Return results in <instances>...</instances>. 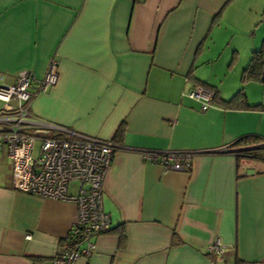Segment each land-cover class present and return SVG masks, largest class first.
Segmentation results:
<instances>
[{
    "label": "crops",
    "instance_id": "0c3cea01",
    "mask_svg": "<svg viewBox=\"0 0 264 264\" xmlns=\"http://www.w3.org/2000/svg\"><path fill=\"white\" fill-rule=\"evenodd\" d=\"M262 20L264 0H0V81L30 70L35 89L50 60L58 65V82L33 98L35 116L108 140L125 123L103 186L110 230L73 264H264V162L239 167L231 146L264 138V110L213 98L204 109L188 95L201 81L233 95L200 67L239 31L264 34ZM146 148L195 154L170 170L145 162ZM77 211L15 189L0 149V264H49ZM216 239L223 255L207 249Z\"/></svg>",
    "mask_w": 264,
    "mask_h": 264
},
{
    "label": "built area",
    "instance_id": "2783aa9c",
    "mask_svg": "<svg viewBox=\"0 0 264 264\" xmlns=\"http://www.w3.org/2000/svg\"><path fill=\"white\" fill-rule=\"evenodd\" d=\"M264 65V59H263ZM57 62L50 60L44 77L37 80L30 70L17 73L14 83L0 81V149H6L13 166V187L26 194L73 201L78 206L77 220L68 229L64 240L49 264H73L92 255L97 242L92 238L110 227L111 217L103 205L105 175L120 142L82 133L35 116L30 111L33 98L56 82ZM188 95L208 108L215 91L195 86ZM39 143V152L34 155ZM127 148V147H126ZM145 162H154L166 169L184 170L191 166L192 150L140 149ZM78 182L75 189L72 182ZM27 239L32 233L26 235ZM207 249L223 255L225 246L216 239Z\"/></svg>",
    "mask_w": 264,
    "mask_h": 264
},
{
    "label": "rangeland",
    "instance_id": "374dc122",
    "mask_svg": "<svg viewBox=\"0 0 264 264\" xmlns=\"http://www.w3.org/2000/svg\"><path fill=\"white\" fill-rule=\"evenodd\" d=\"M264 24V20H262L261 25ZM263 27V26H262ZM260 26V28L262 29ZM264 34H246V32L239 31L238 34H234L233 42L234 47H232L228 42H224L221 45L220 49L214 51L218 60L214 63L211 62L210 65L206 64L201 65V75H199L202 79L209 77L215 82V85L224 91L227 94H234L241 85L244 86V90L247 93L248 102H261L264 103V83L259 80L248 81L244 84L241 78V72L246 67L248 61L251 60L252 50L254 48H258L262 45V39ZM223 40V39H222ZM233 54L234 57L233 58ZM233 62V67L230 68L229 64ZM214 63L215 65H212ZM217 82V83H216ZM36 150L34 155L37 156L39 152V143L35 145ZM252 152L264 153V148H257L255 150L252 149ZM253 160L243 158V162L245 167H249ZM251 162L250 164H247ZM78 182H72L70 189H75Z\"/></svg>",
    "mask_w": 264,
    "mask_h": 264
},
{
    "label": "trees",
    "instance_id": "16d2710c",
    "mask_svg": "<svg viewBox=\"0 0 264 264\" xmlns=\"http://www.w3.org/2000/svg\"><path fill=\"white\" fill-rule=\"evenodd\" d=\"M262 45L258 48H254L252 50V56L251 60L248 61L246 64V67L243 69V72H241V78L244 84L248 81L252 80H259L264 83V65H263V59H264V37L262 39ZM236 58V57H234ZM232 64V62H231ZM193 74V72H192ZM203 83V86L209 85L208 83L201 81ZM247 93L244 90V86L241 85L240 88L237 89V91L230 97L223 98L218 94V91L215 92L213 100L218 103H222L228 107H238V108H249V109H259L264 110V103L257 102V103H250L247 100ZM125 123H123L120 128L116 131V138H113L116 141H121V138L123 137L125 133ZM252 145V146H251ZM236 150H233L236 154L237 163L239 167L241 166V161L243 158H247L250 160L255 161H262L264 162V153H257L252 152V149L255 150L257 148H264V138H261L257 135L253 134H247L243 135L241 138L238 137L234 141V143L231 145ZM251 146V147H246ZM254 146V147H253ZM110 229H108L109 231ZM125 234V233H124ZM124 234H121V240L123 242L124 240ZM175 242L179 241V238L175 236ZM35 259V258H34ZM35 263V262H34Z\"/></svg>",
    "mask_w": 264,
    "mask_h": 264
},
{
    "label": "water",
    "instance_id": "95a60500",
    "mask_svg": "<svg viewBox=\"0 0 264 264\" xmlns=\"http://www.w3.org/2000/svg\"><path fill=\"white\" fill-rule=\"evenodd\" d=\"M252 146V145H251ZM251 146H246V147H251ZM254 147V146H253ZM236 150V149H235Z\"/></svg>",
    "mask_w": 264,
    "mask_h": 264
}]
</instances>
